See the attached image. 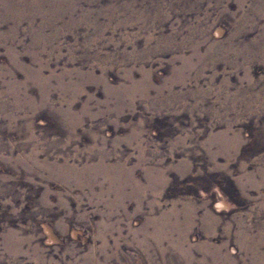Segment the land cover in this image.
<instances>
[{
	"label": "rangeland",
	"instance_id": "obj_1",
	"mask_svg": "<svg viewBox=\"0 0 264 264\" xmlns=\"http://www.w3.org/2000/svg\"><path fill=\"white\" fill-rule=\"evenodd\" d=\"M0 264H264V0H0Z\"/></svg>",
	"mask_w": 264,
	"mask_h": 264
}]
</instances>
